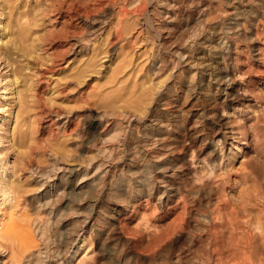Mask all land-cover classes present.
Segmentation results:
<instances>
[{"label":"bare ground","instance_id":"1","mask_svg":"<svg viewBox=\"0 0 264 264\" xmlns=\"http://www.w3.org/2000/svg\"><path fill=\"white\" fill-rule=\"evenodd\" d=\"M109 1L110 4H112L111 6H113V4L116 2V0L115 2L114 0ZM124 1L125 0H122L121 2ZM126 1H128L127 5L125 3H118L117 6L114 5L116 8H113V13H111L114 14L112 21L113 23H111V25L113 24L112 33L116 36V39L118 37V39L121 38V40L124 41L125 38L123 39L122 36H127L126 38L129 36H135L133 39L135 40L145 28L148 29L146 27L147 25L144 26V24L139 23L142 21L140 17V21L136 20V18H138L139 15L142 17L143 12L147 13V16H149V26L152 30V33H147L149 47L146 46V49L151 50V48H154L152 49L154 50L152 53V56L154 55V57L150 63L148 62L149 68H147L148 70H151V72H149L153 75L160 74L159 76H161L163 72H166L169 69V72L167 71L166 73V75H168L173 71L174 68H176L177 64L184 62L185 69H177L176 74L174 75L176 80H172L173 83L170 87L168 86L170 88H167L168 91L175 92L177 89L174 87L175 82L178 80L182 82L181 78L187 77L188 74H191L189 76V81L184 82L183 85L179 86V89L182 92L194 93L196 99L200 98L199 100L203 99L206 101L210 98L209 96L210 91L212 90L211 88L214 87V94L217 97H214L215 101L213 100L214 103L212 104L221 108L220 110H222L223 113L220 116H224L225 108H231L233 109L234 113L241 114V117H243V122H241L242 124L240 123L241 125L238 127L239 132H234L232 129V132L230 131V139L235 143L230 144L231 147L229 148V158L234 157L238 152H240L243 145L252 144L254 139L258 138V134L254 128L256 118H250L248 113L250 110H253L254 106H256L255 104L260 101L261 97L257 96L256 98H252V96L248 94L254 91L252 86L248 84L251 83L250 80H248L244 88L239 85L237 87L235 83V80L237 81L238 79V77L236 79L237 74L241 78V76L244 77L245 75L251 73V70L249 71L247 68V70L242 71V68L240 67L241 69H238L236 64H238L237 61H242L240 60V53L243 51L242 49L249 47L253 50L254 48L255 37L253 39L252 35L258 32L257 29L260 26L264 25V21H262L264 20V0H253V2L258 5L256 7H249L248 9L247 7L241 9V4L247 3L250 0H226L228 1L226 4H231V6L227 8L220 7L221 9L218 8V4H220L222 0L217 1L216 5L214 4V0H206V2L203 1V4L197 6V18L193 17L191 10L186 12L185 9L190 8V6L195 2L200 3L199 0ZM161 1L165 2L164 6L166 8L164 9V12L163 10L161 12L158 7V4ZM134 2H137L138 4L132 6ZM25 3H27V0H0V65H2L3 70V73H0V85L5 81L4 86L0 87V144H3L5 141H7L10 142V145H12L13 131L12 128L10 130L11 110L15 107L18 114V110L23 104V95L25 92H27L28 88L31 87L24 86V84L26 85L27 83V79L25 80V77L27 78L28 75L30 76L31 72L36 73L33 67L35 61L31 62V60H34L36 57H38V54L36 53L42 50L43 52H41L46 54L47 56H45L48 57L50 53L48 55L47 51L53 46V53H56L55 58L62 60L65 59V55L68 52L67 49L69 47L74 49L76 46L75 41L80 40V49H84V44L86 45V42L88 41V39H86L87 35L84 37L83 35L81 36V34H79L80 36H78V40L75 38V40L72 42H67L70 37L68 35L69 32L66 31L65 27L64 29L62 28L61 33L55 37L54 41L51 42V40L45 39L44 35L40 34L38 27L36 28L34 25L32 27V24L30 23L31 20L28 16L29 12L24 11ZM226 4L224 5L226 6ZM247 5L248 4H246V6ZM126 6L132 7H130V9ZM147 6L149 7L146 8ZM72 7L74 8V6ZM88 13L87 9L81 6V8H78L75 11L73 10V12H65L64 14L58 12L57 17L62 19L61 25L67 26L70 22L69 20L75 21L76 16L78 15L81 20L80 26L83 27V29L80 27L82 29L80 30L82 33L84 28L87 27L86 24L89 21ZM165 15H167V18L170 20H173V18L179 16L182 20L180 22L181 27L179 28H181L182 31L178 34H175L173 30H175L177 26L175 27L172 25V21H170L171 23L166 22L169 24V27L165 26L164 24L166 23L163 24L161 21L165 19ZM27 16L29 20H27ZM215 19L218 23H216L218 26L215 24L216 27L212 25V21ZM39 20L43 21L44 19L41 18ZM93 20L95 19H92V22H94ZM101 20L103 21V18ZM101 20L99 21V25L101 24ZM146 20L147 19H145V21ZM103 22L102 24H106V22ZM145 23H147V21ZM137 26H139L138 29H135ZM100 28L101 26L97 27L98 30ZM94 31L97 32V30L93 29V32ZM196 33L198 34V37L199 34L204 33V37H199L203 39L201 42L196 41V39L194 40L195 35L197 38ZM107 35L108 33L105 34V36ZM105 38L107 39V37ZM105 38H103V40ZM66 44L69 46L65 47ZM195 46L198 48H206L207 50L205 51L207 52L205 53L207 54L203 53L201 56L190 60L192 55L191 51L193 50L192 48ZM77 47L79 48V46ZM121 49L124 50L123 48ZM56 62L55 64H57ZM82 63L83 64L79 66V73L74 75V77L78 80L77 85L85 81L87 69L90 67L88 66V62ZM39 64H41V62ZM42 66L44 67V65ZM168 66L170 68H168ZM50 68L51 67H49V71L51 70ZM45 70L47 71L46 68ZM37 73H39V71ZM149 76L150 75H144L142 77L139 84V91H143L145 93L148 92V96H152L151 88L149 89L146 87L148 82H150V80H148ZM204 77L208 78L207 81H205L206 79ZM144 79H147V81H144ZM28 81H30V79ZM150 84L151 83H149L147 86ZM29 85H31V83ZM152 89L155 88L153 87ZM179 89L177 91H179ZM137 92L138 90L136 91V94ZM176 93L177 92H175V94ZM6 96L8 97L5 98ZM135 96L136 95H134V97ZM26 98L27 97H25V99ZM186 98H184V100H186ZM4 99H7L8 102L6 103ZM119 102H122L121 104H123L122 100ZM244 103H246V105H244L245 107L242 108ZM202 104L203 103H201V105L199 104V107L197 106L193 109H190L189 107L178 112H174V110L173 112L170 111V116L173 120L171 119L172 121L165 123V125L168 126L171 124L177 129L171 136L162 135L160 137L159 132L163 126H161V128L159 126V128L153 129L150 132L148 130V132L137 134L141 137L142 143L144 144L143 146L145 148L152 146L157 148L156 145L158 146L159 144L160 147L158 146V149L169 148L171 146V148L175 149V152L178 150L177 152L181 153V155H184L183 158L173 155V149L169 151L167 149V151L165 150L161 153L157 152L158 154L148 153V155L143 157L144 162L142 161V164L136 168H133L134 170H126L125 172H123L122 168L116 169V166H113L114 163L111 164L110 160H104V162H99L96 165L93 174L90 176L89 172L86 170L90 168L92 159L82 160L85 159L83 157L86 155H81L82 159L79 158L81 159V164L77 165L76 167L64 168L55 164L52 165L51 171L60 172L62 175L59 177L57 182H54L51 185L49 183V189L54 188V196H58V194L61 195V198L64 199V207L70 208L69 205L79 203L81 200H84L87 197L97 199L99 198L98 194L103 192L101 189H104V195H107V199L112 202L111 204L105 201L101 202L99 200V202L96 201L94 203V210L97 215L94 217L95 219L93 223L97 226L91 224L89 231L87 232V236L85 235V229L76 225L77 223L85 224L86 221L84 220L89 216L84 218V220L76 221V225L69 227L67 224L62 223V227L52 234V237L54 239H58L62 246H64L65 249L63 251L70 250L71 246L74 245L71 260H73L76 255H81L86 251L87 247L89 246V236H94L98 242H101V244L103 242L105 247L109 245V242H114L113 245L116 247L113 248V251L119 264H264V213H262L264 212V208H262L264 207V177H261L259 173H250L252 176L249 181L254 187V192L252 193L255 194H252L253 199H249L248 196L249 201H247L250 202L253 207H248L249 204L247 206L245 204V207H238L239 205H235V207L228 202L230 199L227 202L223 201V199L220 200L221 197H218V191V196L216 195V192L213 194V190L211 188L212 185L209 187L207 183L209 179H211V175L215 172L214 166L218 163V156H214L216 153L215 152L214 155H209L208 158L199 157L198 152H196L195 145L200 141L209 139L211 145L213 146V150L217 151L215 147L222 144L223 146L221 147L224 148V141L221 138H218L214 130L216 127L220 126L222 118L225 119V117L209 120V118H211L209 117L210 115H208L209 111L207 112L205 107L206 105L202 106ZM143 109H138L140 114L143 113ZM254 111H256V109ZM227 113L229 112L226 111L225 116ZM246 114H248V116ZM180 116L183 118H179V120L178 117ZM149 119H152V117ZM190 119H192L191 126L188 128L187 126H184L183 130H180V125H183V122ZM156 120L157 119H152L150 121L152 123V121L156 122ZM107 122L108 121H106V123ZM133 126L134 129L141 128V125L138 126L135 124ZM62 128V133H65L66 126ZM146 128V125H143L142 130H145ZM114 131L116 133L124 131V129L121 130L120 128L115 129ZM132 131L134 132L133 129ZM8 134L9 136L7 137ZM157 135H159V137ZM121 139V147L124 146L127 148H136L141 145L140 141H134L132 132L125 134V136ZM164 139L165 141L169 140V142L164 143ZM158 141L161 142L158 144ZM220 141H222V143ZM118 146L119 145H117V147ZM100 148L102 147H99V153L103 151L109 152L110 154L117 149L116 147L106 148L105 146L102 149ZM98 151L96 150V152ZM220 151H222V149H220ZM170 152L172 155L168 156L167 153ZM51 155L54 160L57 161L65 160L66 158H73L70 154H67V151L63 148L58 153L56 151H51ZM134 156L128 160L132 161V159L135 158ZM220 157L222 158V155ZM112 160L113 162L117 161L118 155H115ZM159 161L162 163L158 165L157 162L159 163ZM84 163H86V166L81 168ZM125 173L133 175L134 181H131L132 177L130 176L127 177L125 175L127 178H124L123 176ZM158 173L159 175L155 176V174ZM78 174L81 177L76 183H72L67 187L64 186L60 192L58 191L60 189V184L66 180L67 176L73 177L75 175L77 176ZM14 176L15 171L13 170L11 175H6V177L2 178L0 177V248L4 249V252H6V260L2 261V264H22L20 259L22 254H24L30 248L38 247L32 235V231L30 230V225L35 219L39 218V214H32L29 211L25 201L19 205L18 191L20 192L24 186L22 185L21 181L14 178ZM53 176H55V174H53ZM182 176H184L186 180L179 182L182 183V185L179 183H177L179 184L177 185L174 178H181ZM212 176L214 178V174ZM50 177V175H47V178ZM213 178L211 181H213ZM182 179L183 178H181V180ZM156 183L160 184L154 186ZM218 187L220 186L215 187L216 190H219ZM250 190L252 191V189ZM57 191L59 193H57ZM154 193L159 194L155 199L156 201H152L153 204L152 206L150 205L151 209H148L151 210L152 213L156 210H160L163 213L162 216H171L169 220V226L167 227V232L164 235L160 233L162 236L157 237L158 234H156L154 231V234L157 237L156 240H154L156 238L155 236L152 237L149 235L151 238L150 241H152L153 238L154 242L152 241L151 243L146 241L147 245L143 246L138 243L139 240H136L137 242H132V250L128 248V252H124L125 250L123 249V244H120L119 236H121L124 232L123 225L125 220H132V218L138 214V212H140L138 211L140 208H145L150 202L149 200L154 198ZM190 194H193V196L196 197V200L194 199V201H192L193 204H190L191 206L188 207L186 201L191 198L189 197ZM173 198L174 204L171 203L173 202ZM170 203L172 205H170ZM146 208L142 210L140 213L141 215L146 213ZM177 209H179L178 212L176 211ZM66 213L70 214L68 211H66ZM156 231L158 232V230ZM47 232L42 230V236ZM179 233L183 234V237L181 236L182 239H180V246L178 248L175 247L176 249L163 250L162 244L164 239L168 237L172 238L174 235H179ZM150 238H148V240ZM37 252L38 255L45 253L44 259H46L47 262L51 261L52 257L56 255L54 254V249L48 250L46 248L44 252H41L40 250ZM55 252L57 253V251ZM128 254H135L136 256L142 255L146 257V260H140L141 257L140 259L138 257L133 259L129 257ZM38 261L44 263L43 258H38ZM33 262L29 261V264H34L35 262ZM51 262L48 264H52Z\"/></svg>","mask_w":264,"mask_h":264},{"label":"rangeland","instance_id":"2","mask_svg":"<svg viewBox=\"0 0 264 264\" xmlns=\"http://www.w3.org/2000/svg\"><path fill=\"white\" fill-rule=\"evenodd\" d=\"M108 1L109 0H27V3H25L24 11L29 12L28 16L31 20L30 23L32 24V27L33 25L36 28L38 27V29L40 30V34L44 35L45 39H49L51 40V42L54 41L55 37H57L61 33L62 28L64 29L65 27L66 31L69 32L68 35L70 37V39H68L67 42L69 41L72 42L73 40H75V38L76 40H78L77 38L78 36H80L79 34H81V36L83 35L84 37L87 35L86 39H88V41L86 42L87 43L86 45L84 44V46L86 47V48L84 47V49L83 48L80 49V45H81V43L79 45L80 40L75 41L76 46L74 47V49L72 47L71 48L69 47L71 50L69 48L67 49L68 54L66 53L65 59L62 60L59 58H55L56 53H53L54 52L53 46L51 47V49L49 48L47 51L48 55L50 53L48 57H46L47 56L46 54L42 53L43 52L42 50H41L42 52L39 51L38 53H36L38 54V57H36L34 60H31V62L35 61L33 67L36 73L31 72L30 76L28 75L27 78L25 77V80L27 79L26 82L28 84L26 83L25 85L24 83H21L24 84V86H28V87L31 86L27 90L28 93L27 92L24 93V95L26 94L27 95L26 96L23 95L24 105L22 104V107L19 108L18 114H17V109L15 107L11 110L10 130L12 128L13 131L12 145H10V142L7 141H5L3 144H0V177L1 178L6 177V175L9 176L14 170L15 171L14 178L21 181L22 185L24 186L20 190V192L18 191L19 205H21V203L25 201L29 211L32 214L33 213L39 214V218L35 219L30 225V230L32 231V235L38 247L30 248L24 254H22V257L20 258L22 264L23 263L29 264V261L31 262L34 261L35 262V263L33 262L34 264H42L43 262L38 261V258H43L44 260L43 264L46 263L48 264L53 260L56 262L53 261L51 262L52 264L55 263L56 264H119L115 256V253L113 251V248L116 247L115 245H113L114 242L112 243L109 242L108 243L109 245L105 247L103 245V242L101 244V242H98L94 236H89L88 238L89 246L87 247L86 251L81 255H76V257L73 260H71L73 255L72 251L74 245L71 246L70 250L63 251L65 249L64 246H62V244L59 242L58 239H54L52 237V234L62 227V223L67 224V226L69 227L72 225H76L77 223L76 221L84 220V218L89 216L91 219L89 217L86 218L84 220L86 221L85 224L77 223L76 225L78 227L80 226V228L85 229L86 231L85 235L87 236L89 227L91 226V224H94L93 223L95 219L94 217H96L97 215V213L94 210V206H95L94 203L96 201L99 202L100 200L101 202L105 201L112 204V202L109 199H107L108 198L106 197L107 195H104V189H101L103 192H101V194L100 193L98 194L99 198L97 199L87 197L84 200H81L79 203L69 205L70 208L64 207L63 206L64 199L61 198V195L58 194V196L57 195L54 196L55 195L54 188L49 189V183L51 185L52 183L57 182L59 177L62 175L60 172L57 171L55 172L53 171L54 172L53 173L51 171L52 165L55 164L64 168L76 167L77 165L81 164V159H82L81 155L83 156L86 155L83 157L85 159L82 160L92 159L90 168L86 170L89 172V176L93 174L96 165L99 162H104V160L105 161L110 160V163L111 164L114 163L113 166L115 165L116 169L122 168L123 172H125L126 170L131 171L133 168L138 167L140 164L144 162L143 157L148 155V153L158 154L164 152L165 150L167 151V149L168 151L173 149L171 148V146L169 148H160L161 150L158 149L160 147L159 143L161 141L157 142L159 144L158 145L159 147L156 145L157 148L153 146L145 148L143 146L144 144L142 143L141 137L137 135L143 132H148V130L150 132L153 129L159 128V126L160 128L161 126H163L159 132L160 137L162 135L171 136L172 134H174L175 130H177L174 127V125L171 124H169L168 126L165 125V123L167 122L169 123V121L173 120L172 117L170 116L173 110L174 112H178L182 109H187L189 107L190 109H193L197 106L199 107L201 103H203L202 106L206 105L205 107L207 109V112L209 111L208 115H210L209 117H211L209 118V120L225 117V119L222 118V122L220 123V126L216 127V129L214 130L218 138H221L224 141V148L221 147L223 146L222 144V145H217V147H215L217 151L213 150V146L211 145L209 139L200 141L195 145L196 152H198L199 157L208 158L209 155L212 156L214 155L215 152L216 153L214 156L216 157L218 156L219 164L217 163L216 164L217 166L216 165L214 166L215 172L213 171L215 179L213 178L212 176L213 174H212L211 179H209L207 184L209 187L211 185L214 187L213 188L211 186L213 190V194H215V192L216 195L219 193L218 194L219 196L218 195L217 196L219 198L221 197L220 200L223 199V201L227 202L230 199L228 202L231 203L233 206L239 205L238 207H242V206L245 207V204L246 206L249 204L248 207L252 206L251 203L248 202L249 199H253L252 194H255L252 193L254 192L253 191L254 187L251 185L249 181L252 176L251 174L255 172V174L259 173L261 177H264V25L260 26L257 29L258 32L252 35L253 39L255 37L253 50L250 49L249 47H245L246 48V49L244 48L245 50L242 49L244 51V52L241 51L242 53H240L241 54L240 60L242 61H237L238 64H236V67L238 69L242 68V71H245L248 68L249 71L251 70L250 71L251 73L245 75L244 77L241 76V78L237 74L236 79L237 77L238 79L237 81L235 80L237 87L239 85L242 88H244L248 80H250L251 83L248 84L252 86V89L254 91L247 93L251 95L252 98L254 97L256 98L257 96L261 97L260 101H258L257 104H255L256 106H254L253 110H250L248 113L250 115V118L252 119L256 118L254 128L258 134V138L254 139V142L252 144L243 145L240 152H238L234 157L229 158V148L231 147L230 144L235 143L230 139V134H231L230 131L232 129L234 132H239L238 127L239 125L242 124L241 122H243V117H241V114L237 113L238 114L237 115L236 113L233 112V109L225 108V112L227 111L229 113H227L225 116V112H224V116L221 117L220 115H222L223 113L222 110H220L221 108L219 106L212 104L214 103L215 98L217 97L214 94L215 92L214 87L211 88L212 92L210 91V96H209L210 98L206 101H204L203 99L199 100L200 98L196 99L194 93L185 92L186 93L185 94L184 92H182L179 89V86L183 85L184 82L189 81V76L191 74L190 75L188 74L187 76L188 78L187 77L181 78L182 82H180V80L175 82L174 87L177 88L175 92H177L178 94L177 93L175 94V92L173 91L169 92L167 88H169L172 85L173 81L176 80L174 78V75L176 74L177 69L178 68L185 69L184 62L181 63L183 65L177 64L176 68H174L173 71L170 72L168 75H166V73L167 71L169 72L168 69L170 68L169 66L167 68L168 70L166 72H163L164 74L161 72L163 74V75L161 74V76H159L160 74L158 75L151 74L150 73L151 70L150 69L148 70L149 68L148 64L152 61V58L154 57V55L152 56V53L154 51L152 49L154 48H151V50L146 49V46H148L149 43L148 34L152 33V30L150 29L149 26V19H148L149 16H147V13L143 12L142 17L141 15H139L138 18H136V20L140 21L139 20L140 17V19L143 21V19L146 17L145 19H147L146 20L147 23H145L146 22L145 19H144L145 22L140 21L139 23L144 24V26L147 25L146 27L148 29L145 28L143 32L136 37L135 40H133L135 36L133 37L129 36L128 38H126L127 36L125 37L122 36L123 39L125 38L124 41L121 40V38L118 39V37L116 39V36L112 33L113 24L111 25V23H113L112 21L114 18V14L111 13H113V10L116 8L115 6H117L118 3H125L127 5L128 1L125 0L124 2H121L122 0L120 1L116 0L115 2L114 0L115 4H113V6H111L112 4H110V1L109 2ZM163 1H161L158 4L159 10H161V12L162 10L164 12L165 11L164 9L166 8L164 6L165 2ZM199 1L200 3L195 2L190 6V8L187 7L188 9H185L186 12H188V10H191L193 17L195 18L198 17V16L196 17L197 6L206 2V0H199ZM217 1L219 0H214L215 5ZM226 2L228 1L222 0L221 3L218 4L219 5L218 8L230 7L231 4L227 5ZM223 3L226 4V6ZM137 4H138L137 2H134L132 6ZM243 4H241L242 6L241 9L246 7L248 9L249 7H256L258 5L254 3L253 0H250L249 2ZM246 4L248 5L246 6ZM80 5L87 9V13L89 10L88 13L89 21L86 24L87 27L84 28V31H82V33L80 30H82L83 27L80 26L81 20L78 15L76 16L75 21L69 20L70 21L68 23V25L70 24L69 26L61 25L62 19L57 17L58 12H61V14H64L65 12H73V10L75 11L78 8H81ZM72 6H74V8ZM132 6L129 7L126 6V7L130 8ZM148 7L149 6H147L146 8ZM68 9L71 10L73 9V10L71 11ZM28 16H27V20H29ZM41 18L44 19L45 21L39 20ZM102 18L103 21L105 19L104 22L101 20ZM92 19H95L93 20L94 22H92ZM100 20H101L100 22L101 24L99 25ZM161 21L163 24L166 22L171 23L170 21H172L171 24L174 25L175 27L177 26L175 30H173L175 34H178L179 32L182 31L181 28H179L181 27L180 22L182 21L179 16H176L175 18H173V20H170L169 18H167V15H165V19ZM102 22L103 23L106 22V24H102ZM212 23H213L212 25H214L215 27L218 24L216 19L213 20ZM164 25L169 27V24L167 23ZM100 26L101 28L98 30L97 27ZM138 27L139 26L135 27V29L136 28L138 29ZM93 29L97 30V32L95 31L93 32ZM106 33H108L107 36H105ZM201 36L204 37V33L199 34V37ZM102 37L103 38L107 37V39L105 38L103 40ZM199 37L198 34H197V38L195 35L194 40L196 39V41L201 42L203 39ZM67 46L69 45L66 44L65 47ZM77 46H79V48ZM197 46L192 48L193 50L191 51L192 55L190 60H193L195 57H199L203 53L207 52L205 51L207 50L206 48L205 49L202 47L198 48ZM120 47L123 48L124 50H122ZM196 47L197 49L195 50ZM55 60L58 62H56ZM39 61L41 62V64H39L40 63ZM55 62L57 64H55ZM82 62L85 63L88 62V66L90 67L89 69H87L85 81L77 85L78 80L74 77V75L79 73V69H80L79 66L83 64ZM42 65H44L47 71ZM37 67L39 70L37 69ZM49 67H51L50 69L52 71L51 70L49 71ZM38 71L40 74L37 73ZM0 73L1 74L3 73L2 65H0ZM144 75H150L148 77V80H150L148 84L149 83L151 84L149 86H147L148 85L147 84L146 87H148L149 89L151 88L152 93L151 92L150 93L152 94V96H148L149 95L148 92L145 93L141 91L142 92L141 93L139 91L140 89L139 84ZM204 78L206 79L205 81H207L208 78L206 77ZM29 79L30 81H28ZM151 80L153 83L151 82ZM144 81H147V79L146 80L144 79ZM30 83L31 85H29ZM4 84L5 81L1 83L0 87L1 86L3 87ZM153 87L155 89H152ZM178 89L179 91H177ZM137 90H138L137 94L139 93L138 95L136 94ZM134 95L136 96L134 97ZM121 96L123 97V99ZM7 97L8 96H6L5 98ZM25 97L27 98L25 99ZM184 98H186V100H184ZM120 100L123 101V104H121L122 102H119ZM4 101H6V103L8 102L7 99H4ZM244 105H246V103L243 104L242 108L245 107ZM141 108L144 109L142 110L143 113L140 114L138 109ZM255 109L257 112L254 111ZM248 114L246 115L248 116ZM151 117L152 119H157L156 122L157 121L158 122L156 123L155 121H152L151 123L150 120L152 119H149ZM179 118H183V117L180 116L178 117V119ZM106 121L108 122L106 123ZM191 121L192 119L183 122L182 123L183 125H180V128L178 126V128L180 130H183L184 126L185 127L187 126V128L190 127L192 124ZM159 122L161 123V125ZM118 123L120 124V126ZM135 124H137L138 126L141 125V128L140 129L135 128L136 129L135 130L133 126ZM142 124L146 125L147 128L145 130H142L143 128ZM65 126H66L65 133L63 132L64 133L63 135L62 127ZM120 128L121 130L124 129V131L115 133L114 130ZM132 129L134 130V132L132 131ZM129 132L133 133L134 141H140L141 145H139L136 148H132V147L127 148L124 146L122 147L120 146V142L122 141L121 138H123L125 134H128ZM167 132L169 135L167 134ZM159 135L157 136L159 137ZM8 136L9 134L7 135V137ZM163 142L167 143L169 142V140L165 141L164 139ZM220 142L222 143V141ZM117 145L119 146L117 147ZM104 146L106 148L116 147L117 149L113 151L114 153L112 152L111 154L109 152H103V151L99 153L98 151L99 147L103 148ZM62 148L66 150L67 154H70L73 158L72 159L66 158L65 160H61V161L54 160V158L51 155V151H56L58 153L59 151L62 150ZM220 149H222V151H220ZM96 150L98 152H96ZM173 150H174L172 152L173 155L179 156L180 158L184 157V155H181V153L177 152L178 150H176V152L175 149ZM115 155H118V160L113 162L112 159L114 158ZM167 155L171 156L172 154L170 152L167 153ZM221 155L222 158L220 157ZM132 156H134L135 158L132 159V161H129ZM161 163H162L161 161H159V163L157 162L158 165ZM85 166L86 163H84L81 168ZM53 174H55V176H53ZM47 175H50L51 177L47 178ZM78 175L77 176L75 175L73 177L67 176L66 180L60 184L59 186L60 189L58 191L60 192V190L64 186L67 187L72 183H76L78 179L81 177L80 175L79 176ZM125 175L127 177L128 176L132 177L131 181H134L133 175H129L125 173L123 176L124 178L126 177ZM157 175H159V173L155 174V176ZM181 178L183 179L181 180ZM181 178L179 177L174 178L176 184L186 180L184 176H182ZM212 178L213 181L215 180L214 182L211 181ZM158 184L160 183H156L154 184V186ZM179 184L182 185V183ZM217 186H220L218 187L219 190H216L215 187ZM250 189H252V191ZM58 191L57 193H59ZM158 194L159 193L156 194L154 193V198L149 200L150 204L148 203L146 206L147 208L145 207L147 214L145 213L144 215H141L140 213L145 208L142 209L140 208L138 210L140 212H138V214H136L132 218V220L131 219L125 220L123 225L124 232L122 233L121 236H119L120 244H123V249L125 250L124 252H128L127 250L131 249L132 247V242H137L136 240L140 241V242L138 241L139 244L146 246L147 242L152 243V241L154 242V240H156L157 237H161L167 232V227L169 226V220L171 216L170 215L162 216L163 213L160 210H156L153 213L151 212V210H149L151 209L153 202L156 201L155 199L158 196ZM189 197H191L189 198V200L190 199L191 200L189 201L187 199L189 202L186 201L188 207L193 204L192 201H194V199L196 200V197L193 196V194H190ZM171 203L174 204V198H173V202ZM171 203L170 205H172ZM66 211H68V213L70 214H67ZM176 211L178 212L179 209H177ZM95 225L96 224H94V226ZM42 230L48 232L45 233V235L43 234L42 236L41 234ZM156 230H158V232ZM154 231L156 232V234H158L157 237L154 234L155 233ZM149 235L152 237L155 236L156 238L154 237L155 239L153 240L152 238V241H150L151 238ZM181 236L183 237V234L179 233V235L178 234L174 235L172 238L168 237L164 239V242L162 244V249L168 250V249L178 248L180 246V239H182ZM147 237L150 239L148 240ZM46 248L48 250L54 249V254H56V255L53 254L54 257H52L51 261L49 262H47L46 259H44L45 253L38 255L37 252L39 250L41 252H44ZM55 251H57V253ZM128 256L133 259L135 257H138L140 259L141 257L140 260H144V261L146 260V257L142 255L136 256L135 254H128ZM5 260H6V252H4V249L0 248V264H2V261Z\"/></svg>","mask_w":264,"mask_h":264}]
</instances>
